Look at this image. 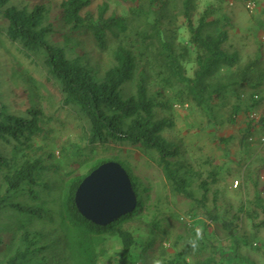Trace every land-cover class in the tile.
I'll return each instance as SVG.
<instances>
[{"label":"trees","instance_id":"1","mask_svg":"<svg viewBox=\"0 0 264 264\" xmlns=\"http://www.w3.org/2000/svg\"><path fill=\"white\" fill-rule=\"evenodd\" d=\"M225 1L200 9L199 0H120L119 10L109 0L95 8L94 0H0V264H101L114 241L120 264L151 253L159 264H258L247 248L264 257L258 170L247 161L238 202L222 203L215 185L223 167L213 158L199 169L185 162L165 134L173 115H157L179 103L218 126L246 116L219 141L262 147L253 136L264 114L252 113L264 103V47L244 58L229 44ZM89 44L109 61L94 59ZM129 141L162 169L185 212L168 196L154 202L152 186L140 193L129 172L138 197L132 212L104 225L79 211V184L106 162L95 152ZM173 222L185 232L168 234Z\"/></svg>","mask_w":264,"mask_h":264},{"label":"rangeland","instance_id":"2","mask_svg":"<svg viewBox=\"0 0 264 264\" xmlns=\"http://www.w3.org/2000/svg\"><path fill=\"white\" fill-rule=\"evenodd\" d=\"M29 0H25L27 2ZM32 1V0H30ZM54 5L60 3L61 0H46ZM103 0H94L92 7L95 8ZM111 8L122 9L119 5L120 0H109ZM207 0H199L200 9L204 8ZM225 10L233 19L234 25L231 29L229 44L234 48H238L245 58L247 55L254 53L260 43L264 47V1L246 3L243 0H226L223 2ZM125 5H123L124 7ZM180 37L183 42L187 41L188 34L185 28L180 29ZM88 50L92 52L94 59L99 63L106 64L109 61V56L98 52L91 44L88 45ZM191 67V65H189ZM189 67V68H190ZM229 106L221 107L220 113L227 118ZM264 114V103L252 113V116L259 118ZM159 117L173 115L175 126L167 129L165 134L169 138L177 141L181 147V157L185 162L191 161L195 163L196 168H200V164L206 158H213L225 170V178L217 183L215 187L220 189V201L222 203L238 202L240 194L236 190L244 180L245 170L249 167L245 165L247 161L251 164V169L258 170L260 175V184L264 190V144L257 143L249 144L247 149H241L236 142L221 143L220 136L236 133L240 126L245 123L246 116L240 117L238 124H229L218 126L208 122V118L199 110H195L190 104H175L171 110H159ZM253 139L259 140L264 136V129H257ZM257 138V139H256ZM96 157L106 161H117L121 163L125 169L137 177L142 183L143 192L145 187L152 186L151 195L153 194L154 202L161 199L165 201V196L169 198V205L177 208L179 212H185L188 206L182 202L180 198L173 195L166 186V179L162 169L157 165L154 159L145 154L140 147H137L132 142H126L123 145L112 147H101L95 152ZM246 167H245V166ZM243 166V167H242ZM209 168V166H208ZM84 171V170H82ZM81 171V172H82ZM146 192V191H144ZM147 194V193H146ZM143 195V194H142ZM184 214V213H183ZM214 227V226H213ZM173 236L185 232L181 223H171L166 228ZM198 232L201 230L197 228ZM211 232V231H209ZM212 233V232H211ZM168 235L167 237H169ZM211 235V234H210ZM159 242V240H157ZM163 246L168 247V251L173 252L170 239L162 241ZM119 244L114 241V245L110 248V253L107 258H104L101 264H120L116 261L117 249ZM258 264H264V257L254 248L245 250ZM152 254L148 258L143 256L137 264H159V261L152 260ZM170 256V254H169ZM191 260V258L189 259ZM193 264V263H192Z\"/></svg>","mask_w":264,"mask_h":264},{"label":"water","instance_id":"3","mask_svg":"<svg viewBox=\"0 0 264 264\" xmlns=\"http://www.w3.org/2000/svg\"><path fill=\"white\" fill-rule=\"evenodd\" d=\"M79 211L98 224H108L132 212L138 204L137 193L125 167L106 161L88 173L75 193Z\"/></svg>","mask_w":264,"mask_h":264},{"label":"built area","instance_id":"4","mask_svg":"<svg viewBox=\"0 0 264 264\" xmlns=\"http://www.w3.org/2000/svg\"><path fill=\"white\" fill-rule=\"evenodd\" d=\"M261 143L264 144V136L261 137Z\"/></svg>","mask_w":264,"mask_h":264}]
</instances>
